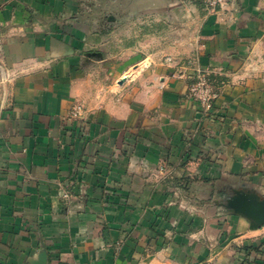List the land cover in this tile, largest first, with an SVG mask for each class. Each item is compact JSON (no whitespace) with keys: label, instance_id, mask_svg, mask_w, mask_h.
<instances>
[{"label":"crops","instance_id":"1","mask_svg":"<svg viewBox=\"0 0 264 264\" xmlns=\"http://www.w3.org/2000/svg\"><path fill=\"white\" fill-rule=\"evenodd\" d=\"M240 190L264 199V0H0V264H264Z\"/></svg>","mask_w":264,"mask_h":264},{"label":"built area","instance_id":"2","mask_svg":"<svg viewBox=\"0 0 264 264\" xmlns=\"http://www.w3.org/2000/svg\"><path fill=\"white\" fill-rule=\"evenodd\" d=\"M209 9H215L223 5L226 0H201ZM221 85L214 82L209 74L201 69H197L193 74L187 88V96L198 103L204 113L211 111L214 101L218 98ZM84 114V107L81 103H74L67 111L66 117L71 120L81 119ZM67 196L66 193L63 194Z\"/></svg>","mask_w":264,"mask_h":264},{"label":"water","instance_id":"3","mask_svg":"<svg viewBox=\"0 0 264 264\" xmlns=\"http://www.w3.org/2000/svg\"><path fill=\"white\" fill-rule=\"evenodd\" d=\"M226 206L246 217L250 222V229H257L264 224V199L254 191H235L226 199Z\"/></svg>","mask_w":264,"mask_h":264}]
</instances>
